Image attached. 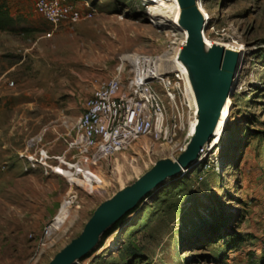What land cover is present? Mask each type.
Instances as JSON below:
<instances>
[{
	"label": "rangeland",
	"instance_id": "obj_1",
	"mask_svg": "<svg viewBox=\"0 0 264 264\" xmlns=\"http://www.w3.org/2000/svg\"><path fill=\"white\" fill-rule=\"evenodd\" d=\"M92 5L90 19L47 37L52 28L33 0H0V264H49L104 202L157 162L176 159L189 142L186 133L169 142L140 137L91 166L96 187L69 171L62 172L66 179L23 171L19 155L33 138L51 154L64 152V134L120 57L167 53L174 38L168 27L148 24L140 0ZM202 6L208 43L247 50L223 135L192 170L150 193L74 264H264V0ZM69 199V220L41 247L44 228Z\"/></svg>",
	"mask_w": 264,
	"mask_h": 264
},
{
	"label": "built area",
	"instance_id": "obj_2",
	"mask_svg": "<svg viewBox=\"0 0 264 264\" xmlns=\"http://www.w3.org/2000/svg\"><path fill=\"white\" fill-rule=\"evenodd\" d=\"M140 1L148 24L153 28L168 27L172 33L174 38L167 53H130L120 57L112 77L95 88L84 101L73 127L67 129L63 138L66 149L61 155L51 154L41 144V138L29 141L19 155L25 173L40 171L45 176L65 178L62 172L69 171L76 179H90L89 185L96 187L91 166L127 149L140 137L169 142L177 134L186 133L191 139L197 124V106L186 68L178 58L187 34L179 22L175 26L158 23L160 19L151 10L155 0ZM197 1L198 8L197 4L202 5L205 0ZM33 9L51 26L47 37L61 27L72 28L90 19L96 12L92 0H33ZM209 22L208 18L207 27ZM89 192L94 190L90 188ZM64 202L72 203L70 199ZM54 223L55 217L44 228L41 247L56 232Z\"/></svg>",
	"mask_w": 264,
	"mask_h": 264
},
{
	"label": "water",
	"instance_id": "obj_3",
	"mask_svg": "<svg viewBox=\"0 0 264 264\" xmlns=\"http://www.w3.org/2000/svg\"><path fill=\"white\" fill-rule=\"evenodd\" d=\"M179 26L187 34L179 60L185 66L197 106V124L183 152L174 160L165 159L131 186L104 202L82 234L62 249L49 264H74L97 246L100 237L146 197L170 179L184 176L198 163L200 151L212 139V132L223 102L232 95L242 60L236 52L219 45L205 48L207 23L197 0H177Z\"/></svg>",
	"mask_w": 264,
	"mask_h": 264
},
{
	"label": "bare ground",
	"instance_id": "obj_4",
	"mask_svg": "<svg viewBox=\"0 0 264 264\" xmlns=\"http://www.w3.org/2000/svg\"><path fill=\"white\" fill-rule=\"evenodd\" d=\"M197 3H199L197 1ZM198 5V8L200 10V13L202 17L204 18V21L207 23L208 16L203 9L202 5ZM163 7L164 10L167 11H172L173 10V16H168L164 14V12L160 11V8ZM153 12V16L158 17L157 19H160L158 23L163 24L164 26L168 25L169 23L171 25L173 24H178L179 22V17H180V7L178 5L177 0H155L153 7L151 9ZM175 26V25H173ZM159 29V28H158ZM205 39V38H204ZM212 45H219L226 49L227 51L231 52H236L239 55V59L243 61V58L246 57L247 50L243 46H230V45H222L218 43H208L205 40V48H208L209 46ZM185 70V69H184ZM230 102H229V97L223 102V104L220 106L219 109V117L216 121V124L214 126L213 132H212V141H210L208 144L204 146L205 150L204 153L202 154V158L204 154L207 151H211V149L214 148V144L218 143L221 136L223 135V130L225 129L226 123H227V116H228V110L230 108ZM202 158H199L198 163L201 162ZM197 163V164H198ZM81 181L85 182L83 179H80ZM86 183V182H85ZM70 203L68 202H63L59 211L57 212V215L55 216V223L53 224V231H58L61 226L65 224L66 221L69 220L70 218ZM103 252V251H102Z\"/></svg>",
	"mask_w": 264,
	"mask_h": 264
},
{
	"label": "crops",
	"instance_id": "obj_5",
	"mask_svg": "<svg viewBox=\"0 0 264 264\" xmlns=\"http://www.w3.org/2000/svg\"><path fill=\"white\" fill-rule=\"evenodd\" d=\"M130 250H131L130 247L129 246H126L123 252L125 253L127 251V253H129ZM118 254H119V251H118Z\"/></svg>",
	"mask_w": 264,
	"mask_h": 264
}]
</instances>
